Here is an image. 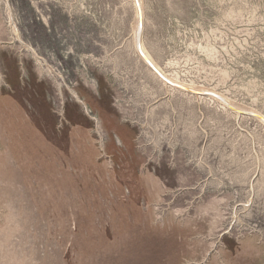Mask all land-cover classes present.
Instances as JSON below:
<instances>
[{"label": "rangeland", "instance_id": "374dc122", "mask_svg": "<svg viewBox=\"0 0 264 264\" xmlns=\"http://www.w3.org/2000/svg\"><path fill=\"white\" fill-rule=\"evenodd\" d=\"M140 1L213 98L132 0H0V264H264V0Z\"/></svg>", "mask_w": 264, "mask_h": 264}, {"label": "bare ground", "instance_id": "6f19581e", "mask_svg": "<svg viewBox=\"0 0 264 264\" xmlns=\"http://www.w3.org/2000/svg\"><path fill=\"white\" fill-rule=\"evenodd\" d=\"M133 2V7H134V28H133V44H134V49L136 51V53H138V57L143 61V63L146 65L145 60L140 56L139 52H138V47L140 52L143 54V56L145 57V59L147 61H149V63L157 70V72L163 77V79L166 81L164 82L163 80H161L158 76H156V74H154L151 70V72L162 82V84H164L165 86H168L170 88H173L175 90L181 91L183 93L189 94V95H193V96H198V97H210L213 98V93H209V92H205L203 90H198V89H194L191 86L188 85H184L181 84L179 82H177L176 80H174V78L172 79L171 77H168L167 75H165L162 70L155 64V62L151 59V57L148 55V53L145 51L144 47L142 46V44L139 42V33L141 32L142 29V25H143V8L141 5V1L140 0H132ZM132 25V23H131ZM132 27V26H130ZM132 35V34H131ZM23 48V47H22ZM33 54V53H32ZM34 56V55H33ZM147 66V65H146ZM148 67V66H147ZM149 68V67H148ZM58 77V76H57ZM167 83L175 86V87H179L180 89H177L175 87H171L169 86ZM183 89V90H182ZM193 93V94H192ZM227 101V100H226ZM80 103V102H79ZM220 103V102H219ZM222 105L224 107H229V109L231 111H233L235 114H240L242 113V110L238 109V107H234L230 104L227 103H222ZM222 106V107H223ZM255 117L264 124V118L259 116V115H255Z\"/></svg>", "mask_w": 264, "mask_h": 264}, {"label": "water", "instance_id": "95a60500", "mask_svg": "<svg viewBox=\"0 0 264 264\" xmlns=\"http://www.w3.org/2000/svg\"><path fill=\"white\" fill-rule=\"evenodd\" d=\"M138 52H139V54H140V56L145 60V63H146V65L149 67V69L154 73V74H156V76H158L161 80H163L164 82H166L164 79H163V77L157 72V70L149 63V61H147L146 59H145V57L143 56V54L140 52V50H139V47H138ZM169 86H171V87H175V86H173V85H171V84H169V83H167ZM175 88H177V89H180L181 90V88H179V87H175ZM183 90V89H182ZM193 94V93H192ZM228 109H229V107H227ZM230 110V109H229Z\"/></svg>", "mask_w": 264, "mask_h": 264}]
</instances>
